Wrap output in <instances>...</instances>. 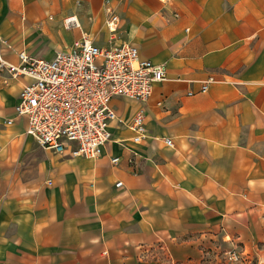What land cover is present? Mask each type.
Here are the masks:
<instances>
[{"label": "crops", "instance_id": "0c3cea01", "mask_svg": "<svg viewBox=\"0 0 264 264\" xmlns=\"http://www.w3.org/2000/svg\"><path fill=\"white\" fill-rule=\"evenodd\" d=\"M83 34L131 42L166 77L144 103L112 99L110 141L87 158L27 135L14 107L28 79L0 74V264H225L235 246L264 264V0H0L11 63Z\"/></svg>", "mask_w": 264, "mask_h": 264}, {"label": "built area", "instance_id": "2783aa9c", "mask_svg": "<svg viewBox=\"0 0 264 264\" xmlns=\"http://www.w3.org/2000/svg\"><path fill=\"white\" fill-rule=\"evenodd\" d=\"M120 17L109 11L106 21L110 40L115 38ZM68 27L78 25L74 17L65 19ZM0 35V74L12 80L27 78L21 85L16 116L26 119L25 133L41 147L71 156L97 158L102 147L110 141L109 122L118 119L111 101L125 97L141 103L153 93V86L166 77L163 63H153L139 57L131 42L99 46L86 34L55 53L51 59L30 56L25 50L17 52L18 62H9L3 50L10 48ZM210 77L200 88L204 92ZM188 94H193L189 92ZM145 114L140 107L128 127L133 131L131 142L140 143L146 135ZM7 124L11 120L6 121ZM172 145V140L164 139ZM112 164L119 157H111ZM50 183V181H49ZM121 181L116 182L120 186ZM225 264H242L243 254L235 246L221 253Z\"/></svg>", "mask_w": 264, "mask_h": 264}]
</instances>
